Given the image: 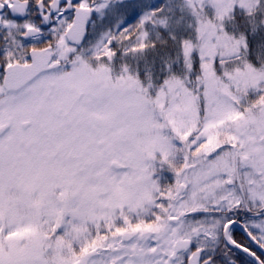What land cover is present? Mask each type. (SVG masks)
<instances>
[{
    "label": "snow or ice",
    "instance_id": "1",
    "mask_svg": "<svg viewBox=\"0 0 264 264\" xmlns=\"http://www.w3.org/2000/svg\"><path fill=\"white\" fill-rule=\"evenodd\" d=\"M0 264H264V0H0Z\"/></svg>",
    "mask_w": 264,
    "mask_h": 264
}]
</instances>
